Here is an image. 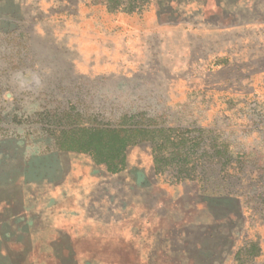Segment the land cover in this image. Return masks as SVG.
<instances>
[{
  "label": "rangeland",
  "instance_id": "obj_1",
  "mask_svg": "<svg viewBox=\"0 0 264 264\" xmlns=\"http://www.w3.org/2000/svg\"><path fill=\"white\" fill-rule=\"evenodd\" d=\"M150 121L186 164L59 170L63 131ZM0 264H264V0H0Z\"/></svg>",
  "mask_w": 264,
  "mask_h": 264
},
{
  "label": "trees",
  "instance_id": "obj_2",
  "mask_svg": "<svg viewBox=\"0 0 264 264\" xmlns=\"http://www.w3.org/2000/svg\"><path fill=\"white\" fill-rule=\"evenodd\" d=\"M177 132L179 131L158 128L152 121L129 125L123 123L117 128H78L71 133L63 131L57 146L62 151L89 153L97 164H104L108 172L117 174L124 169L125 151L145 141L152 143L156 163L162 153L173 147L178 156L183 157L184 154L183 165L186 164L185 159L188 158L189 153L183 152L184 148L188 146L191 149L197 144L189 135ZM171 133L175 135L172 136ZM224 150L223 148L218 153L228 158Z\"/></svg>",
  "mask_w": 264,
  "mask_h": 264
},
{
  "label": "crops",
  "instance_id": "obj_3",
  "mask_svg": "<svg viewBox=\"0 0 264 264\" xmlns=\"http://www.w3.org/2000/svg\"><path fill=\"white\" fill-rule=\"evenodd\" d=\"M73 152H70V151H62L61 153H60V155L58 156V159H59V170L61 171V169L62 168H66V167H68L69 165H70V163H69V161L68 160H71V158H72V156H73ZM69 164V165H68ZM58 168L57 169H55V170H58ZM58 170V171H59ZM57 172V171H56ZM55 172V173H56ZM45 177H46V175L44 174L41 178L39 177V179H37L38 181H43V180H45ZM36 180V181H37ZM30 181V180H29ZM30 182H32V181H30Z\"/></svg>",
  "mask_w": 264,
  "mask_h": 264
}]
</instances>
